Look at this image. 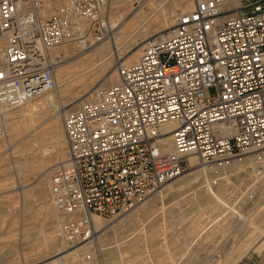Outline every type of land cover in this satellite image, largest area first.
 I'll return each mask as SVG.
<instances>
[{"label":"built area","instance_id":"obj_1","mask_svg":"<svg viewBox=\"0 0 264 264\" xmlns=\"http://www.w3.org/2000/svg\"><path fill=\"white\" fill-rule=\"evenodd\" d=\"M109 1L0 0V114L55 88L54 48L85 43ZM117 71L63 115L68 156L50 189L72 216L59 232L68 250L96 238L95 216L130 210L192 156L220 173L264 147V0H195Z\"/></svg>","mask_w":264,"mask_h":264},{"label":"rangeland","instance_id":"obj_2","mask_svg":"<svg viewBox=\"0 0 264 264\" xmlns=\"http://www.w3.org/2000/svg\"><path fill=\"white\" fill-rule=\"evenodd\" d=\"M167 1L112 0V34L96 25L85 43L58 50L56 90L0 114V264H264L263 159L241 174L209 171L213 188L203 165L191 167L130 210L95 220L90 243L68 250L60 236L64 217L49 181L67 156L64 112L117 82L119 64L137 61L150 37L194 7V0Z\"/></svg>","mask_w":264,"mask_h":264},{"label":"bare ground","instance_id":"obj_3","mask_svg":"<svg viewBox=\"0 0 264 264\" xmlns=\"http://www.w3.org/2000/svg\"><path fill=\"white\" fill-rule=\"evenodd\" d=\"M126 1H128V2H132L133 0H126ZM145 0H143V2H144ZM176 0H168L167 2H169L170 4L171 3H174ZM178 2H182V0H178ZM177 2V3H178ZM110 3H113L112 2V0H110L109 1V3H108V6L110 5ZM194 3H195V0H194ZM127 4V3H126ZM140 4V3H139ZM234 4H235V2H234ZM113 5V4H112ZM108 6L106 7V11H107V9H108ZM139 6V5H138ZM194 8V7H193ZM189 10H191V9H189ZM108 14V13H107ZM178 15V14H177ZM177 15H176V17H177ZM176 17H175V19H176ZM108 18H109V14H108ZM87 23H89V21L87 20V21H83V22H81V25L83 26V25H86ZM100 29H102L104 32H107V34L108 33H111L112 34V32H111V30L113 29V22L112 21H110V18H109V21H108V23L106 24V25H100V27H99ZM96 39H98V38H96ZM68 44L69 43H66V44H63V45H60V46H58V47H56V48H54V50H53V52H54V54H57V55H60L61 57H63L60 53H58L57 51L58 50H63V49H66L67 47H68ZM108 50H109V46L108 47H106V48H104V50H102V51H105V52H108ZM139 58V57H138ZM138 58H137V60H138ZM136 62V61H135ZM134 63V62H133ZM124 64H126V63H124ZM129 64V63H128ZM59 67H60V65H57L56 66V68H55V71H54V78H55V74H56V72L58 71V69H59ZM117 73H118V71H117ZM118 79H119V75H118ZM55 82H56V79H55ZM56 88H57V85H55V88H53L52 90H49V91H47V92H45V93H48V92H51V91H54V90H56ZM45 93H43V94H45ZM43 94H40V95H37V96H35V97H33L32 99H30V100H28L26 103H24L23 105H27V104H29V103H31V102H33L34 100H36L37 98H39L41 95H43ZM65 113V112H64ZM174 124H168V125H165L164 126V128H168V127H172ZM63 127H64V123H63ZM64 133H65V129H64ZM227 134V133H226ZM65 141H66V146H67V140H66V135H65ZM165 141H166V147H167V149L168 150H172L173 149V145H172V140H171V137H167L166 139H165ZM264 147H261V148H258V150L259 149H263ZM67 156H68V152H67ZM67 156H66V160H67ZM261 159H263L264 160V151H262V152H260L259 154H257V155H251L250 157H248V158H244V159H236V160H233L232 162H231V164L228 166V167H226V168H232V169H239L240 171H239V173L241 174L242 172H244L245 171V169H249L250 167H262V162L260 161ZM65 160V161H66ZM191 162H192V167H200V166H202V165H200V163L198 162V159H197V157H195V156H192L191 157ZM249 164V166L248 167H245V165H248ZM209 168H205V167H201V171L204 173V176H205V178H206V181H208V183H209V185H211L212 186V188H213V185H217V183L215 184L211 179H210V176H209V170H208ZM261 169V170H260ZM237 171V170H236ZM255 177L256 178H260L261 176H262V168H259L258 169V171L257 172H255ZM179 177V176H178ZM178 177H176V178H178ZM215 178V177H214ZM225 176L224 177H222L221 179H220V181H226L225 180ZM175 179V178H174ZM218 181V180H217ZM219 181V182H220ZM49 183H50V181H49ZM219 185V184H218ZM234 191L232 190V191H230V192H228V195H230V194H232ZM50 196H51V189H50ZM228 201V200H227ZM57 209H58V211L63 215V217H64V220H63V222H65L66 220H68L70 217H72L71 215H69V214H64L63 212H61L60 210H59V208L57 207ZM97 219H104V218H102V217H97V216H95L94 218H93V221H94V228H95V233H94V235L96 234V226H95V220H97ZM63 222H62V224H63ZM61 224V225H62ZM61 228V227H60ZM28 259V257L27 258H25L24 260L26 261ZM58 259H61L62 261H66L64 258H58ZM58 259L57 260H55V264H57V261H58ZM67 262V261H66ZM68 263V262H67Z\"/></svg>","mask_w":264,"mask_h":264},{"label":"crops","instance_id":"obj_4","mask_svg":"<svg viewBox=\"0 0 264 264\" xmlns=\"http://www.w3.org/2000/svg\"><path fill=\"white\" fill-rule=\"evenodd\" d=\"M176 181H177V180H176ZM177 183H178V182H177ZM181 184H186V182H181L180 184H178V186L181 185ZM164 258H165V257H164ZM235 262H236V263H235ZM231 263L237 264L238 261L233 259V260H231V261L228 262V264H231Z\"/></svg>","mask_w":264,"mask_h":264}]
</instances>
